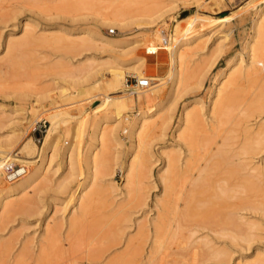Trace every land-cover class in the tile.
I'll return each instance as SVG.
<instances>
[{
	"label": "bare ground",
	"instance_id": "6f19581e",
	"mask_svg": "<svg viewBox=\"0 0 264 264\" xmlns=\"http://www.w3.org/2000/svg\"><path fill=\"white\" fill-rule=\"evenodd\" d=\"M88 1L90 2V0ZM210 1L205 0L201 5L208 4ZM262 1L263 4L253 19L252 33L246 45L247 64L243 65V60L239 59L240 56L235 65L228 67V70H223L212 79L211 98H209V106L207 105L206 113L203 111V106H200L201 102L197 101L190 106H182L179 112L177 124L175 125V129L177 128L176 130L178 131H175L176 139H178V142H182L187 153L186 156L182 157L181 149L174 147V149L170 147L168 151L165 148V151L161 153L165 166L160 169L158 181L162 186L163 196L155 202L160 204L164 200L166 216L160 217V211H158L156 212V217L149 220L148 226L137 223L135 235L126 239L123 252L113 257L110 256L104 264L156 263L166 244L175 243L179 239L188 241L191 238V235L195 232L194 228L189 230L190 232L188 233L190 234L188 236L183 234V230L191 225L203 228V230L207 228L210 233L213 232L220 239H228L234 246L240 242L248 245L257 236L254 233L260 226L259 223L249 222L248 219L239 214V211L250 210L251 214L252 211H256L264 217V160L261 159L263 161L257 166L251 161L252 157L264 151V122L256 124L255 130H250L247 125L248 120L256 116L252 115L254 112L264 111V0ZM91 2L85 3V0H81L79 2L80 7L76 6L83 10H91L95 5H93V2L91 4ZM213 2L218 3L219 0H213ZM127 5L130 4L117 3L114 5L115 7H107V4H105L104 7L107 12L102 15V18L93 16L90 19V23L80 28L77 33H71L69 29L59 26V29L48 32L46 38L41 42L44 45L49 44V47L54 45L53 47L63 50V53L65 51V53L80 54L82 51L93 50V52L107 53L108 55L106 59L88 57V59L85 58L84 61L75 64L71 63V60L57 63L58 66H61L62 71L57 70L55 72L59 80L58 87L55 90L60 100L67 103L68 106L72 103L85 101L89 97L85 90L86 87L97 90L96 80L100 76L104 77V72L107 71L110 75V81L107 80L106 82L109 93L106 97H103L104 104L97 107L98 109L96 108L91 112L86 111L80 116L72 117L62 109H58L59 105H56L52 110L57 109L49 112L47 116L50 129L46 136L44 135L45 139L39 164L21 180L16 189L6 192L0 191V223L9 214L22 213V215H25L35 210V212L42 214L44 205L42 204L39 207V204H41L39 199L41 197L38 198L39 196L36 197L37 195L35 194L40 192L39 187H43V181L46 179L45 174L48 172L49 165L55 155L59 153L56 148L61 132L55 131L60 127V130L65 132V137L71 138L70 146L64 150L66 152V156L64 155L65 160L71 176L76 174L78 166L77 160L73 157L74 145L80 142L83 136H88L89 142L86 145V153L84 154L86 173L82 183L75 188L70 197L73 205L69 210L68 218H65V222L68 224L67 233H64L65 235H62V239L58 240L57 237L61 234L59 233V236L56 235L57 229L55 228H60L61 226L59 223L57 224L55 215L58 213L57 207L59 205L55 201L50 202L53 212L48 218L46 217V221L44 220V231L46 232L44 236L47 237L44 238V242L47 243L45 239H48V236L50 237L47 233L52 231V227L56 231L50 234L52 237L55 235L56 237L53 239L49 238L51 243L53 242L50 245L51 250H48L49 240L47 245H45L46 248L48 246L47 250L49 252L44 250L46 248L43 247V249H40L41 251L38 250L40 254H37L39 256L37 258L39 260L36 261L37 258L34 257L36 264H40L44 260L48 261L51 253L57 260L55 261V263L57 262L56 264H74L72 263L74 261L71 262L69 258L70 253L72 254V249L84 245L82 243L84 228L82 229L80 224L86 221V218L88 219L91 208L95 205L98 208L97 205L100 206L99 203L102 204V192L99 187L95 186L98 176H102L101 174L104 172H102V169L100 170V167L103 168L111 163L120 165L124 179V201L127 204L136 205L135 207H141L146 204L149 186V182L146 181L152 177L153 162L151 159L155 156L149 146V142L155 137H162L175 116L169 113L170 107H165V100L160 94L153 93L155 108H146L144 110L145 101L143 96L158 86L160 80L156 79L158 82L155 83L153 82L154 78L151 77V84L147 88L126 87L125 76L127 74H133L135 77L143 76V64L129 62L123 66L114 62L115 57H111L110 53H120L125 42L118 38L106 37L99 31V27L103 25H111L123 30L128 28L126 17L129 6ZM196 18H202L203 20L214 19L212 16L200 14L196 10L192 17L189 15L186 18L175 21L170 43L171 67L170 69L168 68L169 74L167 78L163 80H170L169 97H173L172 95L177 96L176 94L180 91L182 84L188 79H196L198 85H201L211 67L203 65L204 61L197 65L194 62L193 64L191 63L192 43L200 41L206 44L209 41V38H206V34L195 36L191 42L182 36L184 28ZM226 18L215 20L216 24L213 27L216 28L218 24H222ZM24 25L27 29L28 25ZM28 29L30 33L32 32L31 30H35V28ZM219 40L218 37V44ZM9 46L8 44L7 48ZM222 75L225 77L224 79L223 77L222 79L220 78ZM243 80L245 83L250 82L256 85L246 98L244 93L241 95L239 90L243 85ZM54 81L56 82V80ZM54 81H52L53 87L55 86ZM131 93H136V96H131ZM235 97L239 99L236 100L239 103H236V107H232L231 104L233 103L234 105ZM34 98L36 101H41L48 100L49 96L43 94L40 96L34 95ZM167 103L169 104V102ZM137 104V113L131 114V110ZM76 107H80V104L73 106V108ZM100 112L104 114L102 117L98 115ZM3 113L0 107V114ZM43 118L46 119L45 117ZM29 124H32V128L35 125L33 121ZM215 125L217 127L227 125V129L218 137L210 135L209 131ZM122 133L127 134L129 137L130 147L121 162L116 163V157L112 153L111 148L120 143ZM249 156L252 157L249 158ZM63 160L64 158H62ZM215 171H218L221 175L219 173L215 175ZM112 173L113 171L107 175L111 176ZM214 175L219 177L213 178ZM33 184L35 185L32 186ZM65 187V185L62 186L60 190H63V188L69 190V187ZM108 187L109 189L117 190L115 184L110 183ZM181 200H184L183 206L178 203ZM123 203L125 204V202ZM96 211L98 210L96 209ZM112 212L103 213L113 218ZM96 215H93L95 217L91 216L89 220L93 219L91 221L92 227L96 226L95 229L97 230V226L103 225L104 222L100 221L103 215L98 214V217ZM128 216L127 214L123 215L124 221H128ZM178 216H180L181 221L185 216V219L191 224L186 227L182 226L180 219H177ZM53 224L56 225L54 226ZM106 226L108 225L104 223L101 228L103 233L95 230L92 231L90 236L92 237L93 235L92 238L98 239V236L102 234V238L104 239V236H106L105 239L108 240L109 246H112L111 243L116 244L117 231L113 229V226H108L105 229ZM79 231L80 233H77ZM147 242L148 245L146 244ZM105 243L107 244V242ZM6 244L0 245V249L4 248L3 246ZM145 245L149 248L146 251V259L144 258ZM7 248L5 247L4 249L6 250ZM1 250L2 252H0L3 253V249ZM21 250L22 248L19 250L20 257L22 256ZM23 250L24 252L27 251L25 248ZM202 252L201 258L206 256L209 260L222 261L228 257L225 250L211 246L208 241L203 243ZM93 253H96V251H93ZM93 253L92 255H94ZM174 253L176 254L177 252L175 251L172 254ZM23 255L30 257L31 253ZM16 257L17 259L20 258L17 254ZM51 258L53 257H50V260H53ZM40 260L41 262H38ZM21 262L23 263V260ZM21 262L18 264H22ZM24 262L26 261L24 260ZM17 263L15 262V264ZM237 264H264V256L258 255L256 257L255 255V260Z\"/></svg>",
	"mask_w": 264,
	"mask_h": 264
},
{
	"label": "rangeland",
	"instance_id": "374dc122",
	"mask_svg": "<svg viewBox=\"0 0 264 264\" xmlns=\"http://www.w3.org/2000/svg\"><path fill=\"white\" fill-rule=\"evenodd\" d=\"M204 1L205 0H92L93 5H95L94 8L91 10L89 9V11L79 8V2H81V0H0V107L4 112L0 114V164L3 160H14L26 166L25 173L14 181H5L0 176V191L6 192L16 189L21 180L39 164L44 139L50 129L47 116L49 112L57 109L52 110L56 105H59L58 109H62L69 116L76 117L82 115L86 111L91 112L104 104L103 97H106L109 93L106 82L107 80L110 81V75L107 71L104 72V77L100 76L96 80L97 90L86 87L85 90L87 94H89V97L85 101L72 103L69 104V106L67 103L60 100L55 90L59 83L55 72L61 70V66L57 65L58 62L71 60V63L75 64L84 61L85 58L88 59V57L106 59L108 56L107 53L93 52V50H88L87 52L82 51L80 54H73L72 52L65 53V51L63 53V50L61 51L59 48L53 47L54 45L49 47V44L44 45L41 42L46 38L48 32L50 33L51 30L54 31L59 29V26L69 29L71 33H77L80 28L90 23V19L93 16L102 18V15L107 12L104 7L105 4H107V7H115L114 5L117 3L132 5H127L129 6L126 17L128 28L123 30L111 25L99 27V31L102 35L118 38L125 42L120 53H110V56L115 57L114 62L120 63L123 66L127 65L129 62L142 63V75L154 78L153 82L155 83L158 82L156 79L160 80L158 86L154 87L143 96L145 101L144 110L146 108H155L153 93L160 94L165 100V107H170V112L167 111L168 109L166 111L175 116L172 118L171 125L168 126L164 135L162 137H155L149 142V146L155 156L151 159L153 162L152 177L146 181L149 182V186L145 205L135 207L136 205H130L124 201V179L122 171L120 170V165H113V163H111L103 168L100 167V170L102 169V172H104L101 174L102 176H98L95 186L99 187L102 192V204L99 203L100 206L97 205L99 209L95 207L96 205L94 206L95 208H91L88 219L86 218V221L83 223L80 222V226L82 225V229L84 228V232L82 231V243L84 245L72 249V254L70 253L71 256L69 255V258L71 262L74 261L72 262L74 264H104L110 256L113 257L123 252L126 239L135 235L137 223L148 226L149 220L154 219L158 211H160V217L166 216V204L164 200H162L160 204L155 202L163 196L162 186L158 181L160 169L165 166V161L161 153L165 151V148H167L168 151L170 147H172V149L180 148L182 151L181 156H186L187 152L184 150V145L181 141L178 142V139H176V132L178 131L176 130L177 128L175 129L182 106L187 107L196 101L201 102L200 106H203V111L206 113L209 106V98H211L212 79L223 70H228V67L235 65L240 56L239 59L243 60V65L247 64L248 57L246 45L252 33L253 19L260 6L263 4V1L219 0L218 3H215L211 0L208 4L201 5ZM90 2L85 0V3ZM196 10L200 14L212 16L214 19H193L190 25L184 28L182 36L184 39L191 42L195 36L206 34V38H209L206 44L200 41L192 43L191 63L193 64L194 62V64L197 65L204 61L203 65L211 67L201 85H198L196 79H188L182 84L180 91L176 94L177 96L172 95L173 97H169L168 90L170 80H163L167 78L169 74L168 68L170 69L171 67L170 43L175 21L186 18L189 15L192 17V14L196 12ZM224 17H227L226 20L214 28L216 24L215 20H222ZM23 23L26 24V26L28 25L27 29ZM220 27L221 29H219ZM28 28H35V30H31L32 32L30 33ZM109 28L114 29L113 34L107 33ZM218 37L220 39L219 44L217 43ZM8 44L11 47L9 46V48H7ZM54 65L57 66L53 67ZM222 77L223 79L225 78L223 75L220 76L221 79ZM126 78L128 79L129 88H132L131 86L135 84V76L133 74H127L125 76V79ZM54 80H56V82ZM52 81H54V87ZM242 84L239 90L241 95L244 93L246 98V96L254 90L256 85L250 82L245 83L244 80ZM45 88H47L46 91H44ZM39 94L48 95V100L36 101L34 95L40 96ZM131 96H136V93H131ZM234 100V105L233 103L231 104L232 107H236V103H239V101H236L239 100L238 98L235 97ZM167 102H169V104ZM77 104H80V107L73 108V106ZM131 111V114H136L138 111V104L135 105ZM98 115L102 117L104 114L100 112ZM252 115L256 116L248 120L247 125L250 130H255L256 124L262 121L264 122V111H257ZM32 121L35 124H33V128L31 126L32 124H29ZM24 127L25 129H23ZM225 129H227V125L222 127H217V125H215L214 128L209 131V134L218 137ZM55 132H61L56 148V151H59V153L55 155L53 161L49 165L48 172L45 174L46 179L43 181V187L41 185L42 188L39 187L40 192L37 193V191H35V193H37L35 194L37 195L36 197H41V199H39L41 203L39 207L40 205L42 206V204L44 205V208H42L43 210L41 209L42 214L35 212V210L32 213L28 212L29 214H25L26 216L22 215V213L16 215L9 214L4 217V220L2 219L0 223V245L2 246L4 243H7L6 245L10 246L9 248H7L6 245L3 246L7 248L6 250L1 248L4 251L3 253H1L2 250L0 249V264H15L18 259L23 260V263L21 262L22 260H18V263L36 264L35 262L39 260V251H41L40 249L46 248L45 245H47L48 240L49 249L48 246L44 249L47 252L51 250L50 245L53 243H51V238L53 239L60 233L61 235H59L61 237L59 235L60 238L57 237L58 240H60L63 237L62 235L67 233L68 224L65 222V218H68L69 210L73 205L70 198L72 196L71 194L74 192L75 188L82 183L86 173L84 154L86 153V145L89 139L88 136L85 135L80 142L74 145L73 157L77 160L78 166L76 168V174H73V172L72 174L74 176L72 175V177L68 170L67 161L65 160L66 152L64 151L70 146L71 138H66L65 132L60 130V127H58ZM129 147L130 139L127 134L122 133L120 143L111 148L112 153L116 157V163L121 162V159L127 155ZM251 157L252 156H249V158ZM62 158H64L63 161ZM251 159L253 164L256 166L258 164L260 165L261 161L264 160V151ZM111 171H113L112 175H107ZM218 173V171L214 172L215 175ZM215 175L213 178L219 177ZM61 183L63 184L61 185ZM110 183L115 184L117 190L109 189L108 184ZM59 185L61 186L59 187ZM64 185L69 187V190L64 188L60 190ZM53 201L57 202L59 205L57 207L58 213L55 215L57 218L55 219L57 224L59 223L61 227L55 228L57 229V232H55L57 234H54V237L51 236V232L54 233L56 230L52 227V231H50L51 234L47 233L50 237L48 236V239H45L47 240V243H45L44 238L47 237L44 236V234H46L44 226L46 219L53 212L50 207V202ZM123 202H125V204ZM178 203L183 206L184 200L178 201ZM96 209L98 211H96ZM108 211H113V218L104 214L106 212L108 213ZM242 211H239L240 215L248 219L249 222H256V224L259 223L260 225L254 233L257 236L250 244L247 245L240 242L239 244L236 243L234 246L228 239L216 237L215 234H213V232L210 233V230L207 228L203 230V228L193 227V225H191L192 227L188 226L191 223L185 219L186 217H181L183 218L181 221L180 216H178L177 219H180L182 226H188L186 229L183 228L184 235L188 236L190 234L188 233L190 232L189 230L195 229L191 238L188 241L179 239L175 243L166 244L163 252L159 255L158 262H146L145 264H237L239 262H251L255 260V255L256 257L258 255L264 256V217L256 211H252V214L250 210ZM98 214L101 216L104 214L102 219L99 217L100 221L108 226H113V229L117 231L115 238L116 244L111 243L112 246H109L108 240L105 239L106 236H104L103 239L102 234L98 236V239L92 238L93 235L92 237L90 236L92 231L96 230V226L92 227L91 221L93 219L89 220V218L93 215L98 217ZM124 214L129 215L128 221H124ZM108 221H110V223H108ZM104 223L99 227L97 226L96 231L99 230L103 233L101 228L104 226ZM108 226H106L105 229H107ZM82 229L78 230L81 231ZM80 231L77 233H80ZM207 241L211 246L225 250L228 257L222 261L216 259L212 260L211 258V260H209L205 255H203L205 257L201 258L202 256L200 255L203 254V243ZM105 242H107V244ZM117 242L119 243L117 244ZM146 244L148 245V242ZM147 245H145L146 249L144 250L145 259L147 257L146 251L149 250ZM21 248L22 250L25 248L27 251L24 252V250H21L22 256L20 257L19 250ZM93 251H96V253H93ZM175 251L177 253L172 254ZM30 253L31 255H29ZM92 253L94 255L96 254L95 257ZM16 254L20 258L17 259ZM23 254H27L30 257H25ZM49 256L53 257L51 259L54 261L50 260L49 257L48 261L44 260L41 262L40 260L38 262H41L40 264L44 262L45 264H56L57 262L55 263V261L57 260L52 253ZM34 257L37 258L36 261ZM24 260L26 262H24Z\"/></svg>",
	"mask_w": 264,
	"mask_h": 264
},
{
	"label": "built area",
	"instance_id": "2783aa9c",
	"mask_svg": "<svg viewBox=\"0 0 264 264\" xmlns=\"http://www.w3.org/2000/svg\"><path fill=\"white\" fill-rule=\"evenodd\" d=\"M108 34H113L114 29L109 28ZM147 51V50H146ZM148 53V52H147ZM155 54V53H150ZM128 79L126 78L125 84L126 87H130L128 84ZM135 84L131 87L137 88H147L151 84V77L143 75L140 77L134 78ZM26 171V166L20 162H16L14 160H3L0 164V176L5 181H14L22 176Z\"/></svg>",
	"mask_w": 264,
	"mask_h": 264
}]
</instances>
